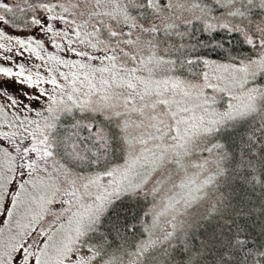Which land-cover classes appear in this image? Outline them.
<instances>
[{
	"label": "rangeland",
	"instance_id": "1",
	"mask_svg": "<svg viewBox=\"0 0 264 264\" xmlns=\"http://www.w3.org/2000/svg\"><path fill=\"white\" fill-rule=\"evenodd\" d=\"M214 1L219 14L203 20L260 36L264 18L248 12L264 0ZM121 8V0H0V264H173L171 237L185 247L179 229L196 227L218 191L208 139L264 101V38L250 59L205 60L195 76L173 75L152 46L160 41L144 39L133 17L119 22ZM97 119L114 126L118 159L81 170L93 158L85 127L94 142L105 133ZM127 192L148 200L137 243L82 251Z\"/></svg>",
	"mask_w": 264,
	"mask_h": 264
},
{
	"label": "trees",
	"instance_id": "2",
	"mask_svg": "<svg viewBox=\"0 0 264 264\" xmlns=\"http://www.w3.org/2000/svg\"><path fill=\"white\" fill-rule=\"evenodd\" d=\"M121 1L124 8L117 13V20L125 24L128 16L133 17L144 39H151V43L155 39L160 41L152 46L158 48V53L165 54L162 56L167 65H163L164 73L189 77L201 72L205 60L250 59L259 50V37L264 38V29L260 36L255 34L252 37L256 39L250 41L230 24L215 27L210 25L212 22L203 20L205 12L219 14L220 4L214 0H173L174 5L169 4V0H135L136 5ZM241 8L244 10L243 6ZM248 13L264 18V8H251ZM187 15L192 21L182 19L174 24L173 16L180 19ZM159 17L164 19L162 24H156ZM7 19L20 26L21 20L13 14H7ZM246 20H250L249 17ZM126 25L134 28L128 19ZM109 35L103 37L113 41L114 36ZM124 38L126 44L131 41L127 35ZM97 121L105 128V133L94 142V137L89 136L91 129L88 133L89 126L85 127L83 134H86L93 158L85 159L81 170L91 166L102 169L118 159L114 126L106 120ZM228 128L231 130L227 134L222 136L217 131L205 145L217 157L214 170L218 174H213L212 183L218 191L212 190L208 209L201 214L196 227L190 231L179 229L178 235L185 238L180 242H187L185 247H180L176 234L171 237L169 251L175 256L169 261L173 264H264V101L251 116L239 123L231 122ZM205 148L201 147L200 153L206 151ZM108 150L113 151L111 156L106 155ZM219 178L225 179L220 186L216 185ZM132 194L127 192L110 203L97 225L92 227V234L88 233L81 241L82 251L91 245L97 253L107 254L120 243H126L127 247L137 243L140 227L147 219L148 200Z\"/></svg>",
	"mask_w": 264,
	"mask_h": 264
},
{
	"label": "bare ground",
	"instance_id": "3",
	"mask_svg": "<svg viewBox=\"0 0 264 264\" xmlns=\"http://www.w3.org/2000/svg\"><path fill=\"white\" fill-rule=\"evenodd\" d=\"M122 200V199H121Z\"/></svg>",
	"mask_w": 264,
	"mask_h": 264
}]
</instances>
